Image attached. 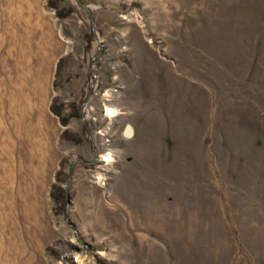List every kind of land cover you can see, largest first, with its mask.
Instances as JSON below:
<instances>
[{
    "label": "rangeland",
    "instance_id": "obj_1",
    "mask_svg": "<svg viewBox=\"0 0 264 264\" xmlns=\"http://www.w3.org/2000/svg\"><path fill=\"white\" fill-rule=\"evenodd\" d=\"M0 264H264V0H0Z\"/></svg>",
    "mask_w": 264,
    "mask_h": 264
},
{
    "label": "trees",
    "instance_id": "obj_2",
    "mask_svg": "<svg viewBox=\"0 0 264 264\" xmlns=\"http://www.w3.org/2000/svg\"><path fill=\"white\" fill-rule=\"evenodd\" d=\"M59 66L61 67V63H60V62H59V65H58V67H59ZM54 112H55L56 114H58V115H59V110H57V109H55V108H54Z\"/></svg>",
    "mask_w": 264,
    "mask_h": 264
},
{
    "label": "bare ground",
    "instance_id": "obj_3",
    "mask_svg": "<svg viewBox=\"0 0 264 264\" xmlns=\"http://www.w3.org/2000/svg\"><path fill=\"white\" fill-rule=\"evenodd\" d=\"M109 111H110L111 113H115V110L112 109V108H110Z\"/></svg>",
    "mask_w": 264,
    "mask_h": 264
}]
</instances>
